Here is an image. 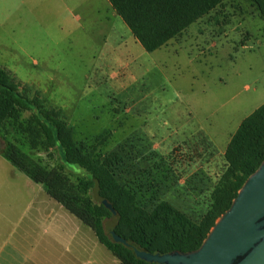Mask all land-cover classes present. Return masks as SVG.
Segmentation results:
<instances>
[{
  "label": "rangeland",
  "instance_id": "rangeland-1",
  "mask_svg": "<svg viewBox=\"0 0 264 264\" xmlns=\"http://www.w3.org/2000/svg\"><path fill=\"white\" fill-rule=\"evenodd\" d=\"M3 1L0 65L20 90L62 109L76 143L112 162L139 205L166 201L199 222L231 136L264 104V19L251 0L225 1L152 53L111 17L106 0L86 15L75 10L69 22L48 11L34 30L16 24L19 38L4 21ZM29 119L19 112L4 123L0 151L19 152L30 167L60 168L58 150L28 133ZM66 167L77 184L81 169Z\"/></svg>",
  "mask_w": 264,
  "mask_h": 264
},
{
  "label": "trees",
  "instance_id": "trees-1",
  "mask_svg": "<svg viewBox=\"0 0 264 264\" xmlns=\"http://www.w3.org/2000/svg\"><path fill=\"white\" fill-rule=\"evenodd\" d=\"M108 1L144 50L152 53L227 0ZM251 2L264 19V0ZM25 90H20L17 78L0 65V130L19 112H29L28 133L32 138L43 137L49 147L56 148L61 166L51 171L30 167L15 150L4 153L5 157L33 181L44 185L51 198L89 226L120 264H155L138 258L134 248L150 254L198 249L264 161L263 104L231 136L225 151V171L211 194V207L199 222L166 201L148 210L138 204L131 188L120 183L112 162L76 143L62 109L49 106L39 92L30 97ZM67 165L81 169L77 184L63 173ZM110 231L128 245L116 242Z\"/></svg>",
  "mask_w": 264,
  "mask_h": 264
},
{
  "label": "crops",
  "instance_id": "crops-1",
  "mask_svg": "<svg viewBox=\"0 0 264 264\" xmlns=\"http://www.w3.org/2000/svg\"><path fill=\"white\" fill-rule=\"evenodd\" d=\"M106 1L111 17L119 19ZM89 6L98 7L95 0H5L1 9L6 13V23H14L15 27L26 23L28 30H34L41 15L48 11L60 17L63 14L62 22H69L75 10L86 15ZM15 27L10 26V33L17 32ZM30 35L33 33L29 32ZM16 45L25 51L18 40ZM0 264H120V261L89 226L51 198L44 185L16 168L0 151Z\"/></svg>",
  "mask_w": 264,
  "mask_h": 264
},
{
  "label": "water",
  "instance_id": "water-1",
  "mask_svg": "<svg viewBox=\"0 0 264 264\" xmlns=\"http://www.w3.org/2000/svg\"><path fill=\"white\" fill-rule=\"evenodd\" d=\"M110 234L128 245L113 231ZM134 251L138 258L155 264H264V161L198 249L166 254Z\"/></svg>",
  "mask_w": 264,
  "mask_h": 264
}]
</instances>
